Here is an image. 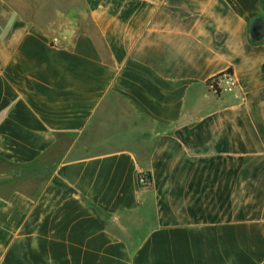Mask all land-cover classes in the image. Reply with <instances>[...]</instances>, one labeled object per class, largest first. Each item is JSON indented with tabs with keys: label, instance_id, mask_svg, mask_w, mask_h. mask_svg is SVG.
<instances>
[{
	"label": "crops",
	"instance_id": "crops-1",
	"mask_svg": "<svg viewBox=\"0 0 264 264\" xmlns=\"http://www.w3.org/2000/svg\"><path fill=\"white\" fill-rule=\"evenodd\" d=\"M263 65L264 0H0V264H264Z\"/></svg>",
	"mask_w": 264,
	"mask_h": 264
},
{
	"label": "rangeland",
	"instance_id": "rangeland-1",
	"mask_svg": "<svg viewBox=\"0 0 264 264\" xmlns=\"http://www.w3.org/2000/svg\"><path fill=\"white\" fill-rule=\"evenodd\" d=\"M64 8H65V10L62 9V13L58 12L56 20L54 19L56 23L58 20L60 21L59 25H56V24H55L56 26H53L54 24L52 25L53 26L52 28H54L52 30L55 32L54 35L56 37H60L61 33L64 34L63 32H61L62 30H66V31H68L69 35H72V34H74V31H76L79 28H82L84 26V24L88 23L85 16L83 15V12H82L81 17L71 18V17H73V16H71V13L67 11L66 7H64ZM57 9L61 10V7L57 8ZM54 11H56V10H54ZM63 11H64V13H63ZM30 171L31 170L28 171L27 169H21L18 167H14V166H11L7 163L0 161V192H2V194H4V195H7L9 192H11L12 190H14L16 188L24 187V186H22L23 181H24V179L29 178L28 176L31 173ZM14 174H17V176L19 177V181L12 179ZM40 179H41V177L39 178L38 182H36V184H33V185L38 187L40 185V181H41Z\"/></svg>",
	"mask_w": 264,
	"mask_h": 264
},
{
	"label": "built area",
	"instance_id": "built-area-1",
	"mask_svg": "<svg viewBox=\"0 0 264 264\" xmlns=\"http://www.w3.org/2000/svg\"><path fill=\"white\" fill-rule=\"evenodd\" d=\"M208 85L211 91H213L216 95H219L223 89L234 88L235 82L233 81L231 72H226L211 79ZM140 183L144 187H149L151 185V179L146 176V174H142L140 176Z\"/></svg>",
	"mask_w": 264,
	"mask_h": 264
},
{
	"label": "trees",
	"instance_id": "trees-1",
	"mask_svg": "<svg viewBox=\"0 0 264 264\" xmlns=\"http://www.w3.org/2000/svg\"><path fill=\"white\" fill-rule=\"evenodd\" d=\"M60 21L58 20L57 23L55 22L53 26L59 25ZM56 24V25H55ZM58 27V26H57ZM54 29V28H53ZM61 32L65 33L66 35L68 34V31L62 30ZM73 35V34H72ZM74 36V35H73ZM263 72H264V65H263ZM146 176H148L151 179V173H146Z\"/></svg>",
	"mask_w": 264,
	"mask_h": 264
}]
</instances>
